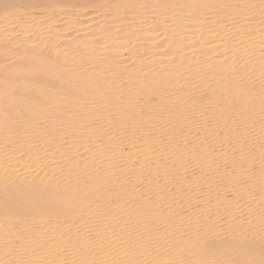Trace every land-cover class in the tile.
<instances>
[{
	"label": "bare ground",
	"instance_id": "bare-ground-1",
	"mask_svg": "<svg viewBox=\"0 0 264 264\" xmlns=\"http://www.w3.org/2000/svg\"><path fill=\"white\" fill-rule=\"evenodd\" d=\"M120 1L0 0V264H264V0Z\"/></svg>",
	"mask_w": 264,
	"mask_h": 264
},
{
	"label": "rangeland",
	"instance_id": "rangeland-1",
	"mask_svg": "<svg viewBox=\"0 0 264 264\" xmlns=\"http://www.w3.org/2000/svg\"><path fill=\"white\" fill-rule=\"evenodd\" d=\"M107 1L108 2H110V1L115 2L116 6H118V7L123 6V5H121L122 3H121L120 0H100V5L98 6V8H91L90 9V7H89V8H86V9L84 8V10L80 11L79 9L66 7V12L63 14V16H57V15L54 14V20H55L54 27L56 28V32H54L53 35H50V36L48 34V31H50L51 28L46 27V24L43 21L44 18H45V15L47 14V12H46L47 9H46L45 6H41V5L37 6V8H36V12L39 15V20H38L39 22L36 25L35 30H29L28 28H26V29L22 28V30L16 31V27L19 25L20 21H22L20 19H19L20 21L17 20L16 22L10 23L7 26H8V28L9 27L14 28L15 32H14V34H12V36H18L21 39H25V38L26 39H32V37H35L37 35L44 36V37H46L47 40H51L53 37H57L58 35L66 37L67 39H73L76 36L81 34L78 31L79 28H84V27L88 28V27L91 26L92 29L90 28V30L93 31V28H95L96 31H100L103 27H106V26L110 25V23H111L110 20L112 19V21H113V19H114L112 17H111V19L110 18H106L105 19L106 22L105 23L103 22V25H100V21L104 17H107L106 13H105L106 12L105 9H107V8L102 6V4L106 5L105 3ZM102 7H104L105 9H103ZM26 8H28V7H26ZM101 9H103V10H101ZM78 10L81 13L83 11V14L84 13L87 14L86 16H84V18H82L83 20L81 19L80 22L77 21L78 20V17H77L78 14L77 13H79ZM122 10L127 11V10H130V9H128V8L127 9H120V10H117V12H120ZM139 12H140V10H138L137 13L134 14L132 17H134V19H135V18H138V16H142V15H139ZM108 13L109 12L107 11V14ZM3 18H4V13H2V16L0 17V20H3ZM70 19H73L74 21H76L77 24H74L75 26L73 24H70L69 23V21H71ZM139 19L142 20L143 18H139ZM24 20H26L27 22L29 21V19H24ZM28 25H30V23ZM99 25H100V27H97ZM31 28H33V27H31ZM148 28H149V25L147 23H143L142 25H139L137 30L140 31L141 33H143L142 36L145 35L147 37H151L152 39L153 38L156 39V37L158 35H160L161 32H162V30H157L156 32H153V33H149V32L147 33L146 29H148ZM95 29H94V32H96ZM149 44H151V43H149ZM125 49H126V51H128L129 48L128 49L125 48ZM126 51L124 50V53H126ZM145 51L146 50L141 49V50H139V54H142ZM123 58L128 59L127 54ZM185 145H191V141H189V140L185 141V142L181 143L180 146L182 147V146H185ZM128 147L129 146L124 144V151L123 152L126 153V154H133L134 152L132 153V151H130V149ZM232 149H234V147H232ZM262 149L264 150V146H262ZM168 151H170V150L168 149ZM164 153H165V151H164ZM167 153H169V152H167ZM13 163L17 164L18 163L17 159L14 160ZM151 189L152 188H150L147 191V194H152L155 191L154 189H152V190ZM226 194H228V193L226 192ZM203 195H204V192H201V193L198 194V196L199 197L202 196V198H203ZM229 195H231V194H229ZM244 202H246L245 205L249 204V201H244Z\"/></svg>",
	"mask_w": 264,
	"mask_h": 264
}]
</instances>
